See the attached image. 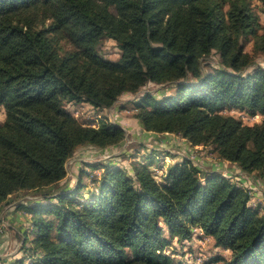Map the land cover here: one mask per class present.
Returning a JSON list of instances; mask_svg holds the SVG:
<instances>
[{
	"label": "trees",
	"instance_id": "obj_1",
	"mask_svg": "<svg viewBox=\"0 0 264 264\" xmlns=\"http://www.w3.org/2000/svg\"><path fill=\"white\" fill-rule=\"evenodd\" d=\"M104 36L118 42L117 60L100 54ZM60 39L72 48L62 51ZM214 53L218 65L206 62ZM258 54L264 26L250 0H0V210L20 192L37 193L16 204L30 214L18 234L24 255L35 264H197L166 250L198 235L230 251L211 264H264V207L238 182L264 175ZM151 82L167 91H144ZM125 92L136 94L133 116L147 131L213 144L242 176L184 157L160 179L150 164L133 162L131 175L104 161L59 185L80 148L126 138L107 118L83 124L65 103L109 108ZM233 108L261 119L245 123Z\"/></svg>",
	"mask_w": 264,
	"mask_h": 264
},
{
	"label": "rangeland",
	"instance_id": "obj_2",
	"mask_svg": "<svg viewBox=\"0 0 264 264\" xmlns=\"http://www.w3.org/2000/svg\"><path fill=\"white\" fill-rule=\"evenodd\" d=\"M250 2L255 11L260 15L261 25L264 26V7L262 1L250 0ZM260 31H263V28H261ZM58 44L62 51L72 48L70 43L65 39H60ZM252 45V41L248 42L246 50L252 52ZM99 52L105 58L111 60H117L121 54L118 42L109 36L103 37ZM255 59L257 63L264 66V54L255 55ZM206 62L218 65L220 64V57L214 53ZM143 90L161 94L166 92L167 88L164 84L151 82L148 83ZM135 97L136 94L125 92L119 98L118 102L109 108L95 107L91 103L84 101L65 103L64 107L83 124H96V126H98L102 118H107L114 123L120 124L126 130V138L120 144L105 149H99L93 146L80 148L75 155L68 160V177L59 185L63 187L66 185H75L77 183L79 170L83 166L85 167V164L104 161H112L113 163L125 167L131 175H135L133 162L150 164V169L159 179L167 170L168 166L177 161H181L184 157L191 158L203 169H212L215 167L213 165H216L213 169L220 170L231 178L233 177L236 179V176L243 172L240 169L237 172L238 168L235 163L221 160L213 144L193 146L185 137L176 133H156L147 131L138 119L133 116L134 107L132 106V100ZM229 112L241 118L245 123H253L261 119V115L257 114L252 116L246 111L237 108H233L229 110ZM4 119L5 113L3 111L0 115V121H4ZM88 170L91 171L92 169L88 168ZM91 173L93 176L95 174L99 176L102 173V169L93 170ZM91 173L89 176L84 177L86 184H89L90 187L92 185L89 179V177L92 178ZM244 178L246 181L236 180L239 184L249 189L251 201L254 205L264 207V175L254 172L251 176ZM83 190L86 193L88 189L84 188ZM36 195L37 193L33 191L25 190L11 197L7 204L12 207H17L16 204L18 202L22 200L29 201V199L35 198ZM19 210L26 214L23 208ZM198 230L199 228L195 229L196 232H200ZM21 244L22 240L18 243V249L21 247ZM166 251L173 255L176 260H184L189 257L190 262L196 261L197 264H208V262L211 264L213 258L219 256V254H222L226 258L230 257V251L217 248L212 238H202L198 237V235L193 236L190 242L179 241L177 238H173ZM29 257L30 256L27 257L24 255L22 258L23 261L20 264H24ZM212 264H223V262L218 261Z\"/></svg>",
	"mask_w": 264,
	"mask_h": 264
},
{
	"label": "crops",
	"instance_id": "obj_3",
	"mask_svg": "<svg viewBox=\"0 0 264 264\" xmlns=\"http://www.w3.org/2000/svg\"><path fill=\"white\" fill-rule=\"evenodd\" d=\"M213 166L216 167V165ZM243 173L239 174L242 175ZM28 218L29 215L24 214L23 211L21 212L17 207H12L9 204L1 210L0 264H20L17 261L24 257V253L20 248H17L19 243L18 234L26 226Z\"/></svg>",
	"mask_w": 264,
	"mask_h": 264
},
{
	"label": "built area",
	"instance_id": "obj_4",
	"mask_svg": "<svg viewBox=\"0 0 264 264\" xmlns=\"http://www.w3.org/2000/svg\"><path fill=\"white\" fill-rule=\"evenodd\" d=\"M93 125H95V124H93ZM198 231L202 232L200 229ZM24 264H34L33 263V257L30 256L29 259H27Z\"/></svg>",
	"mask_w": 264,
	"mask_h": 264
}]
</instances>
